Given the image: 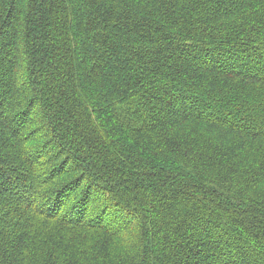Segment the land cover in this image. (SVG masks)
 <instances>
[{"label":"trees","instance_id":"trees-1","mask_svg":"<svg viewBox=\"0 0 264 264\" xmlns=\"http://www.w3.org/2000/svg\"><path fill=\"white\" fill-rule=\"evenodd\" d=\"M0 264H264V0H0Z\"/></svg>","mask_w":264,"mask_h":264}]
</instances>
